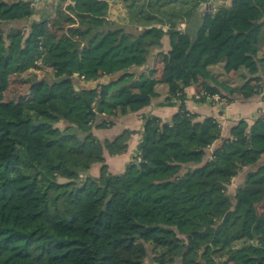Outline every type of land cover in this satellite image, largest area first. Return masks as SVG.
I'll return each mask as SVG.
<instances>
[{"label":"trees","instance_id":"1","mask_svg":"<svg viewBox=\"0 0 264 264\" xmlns=\"http://www.w3.org/2000/svg\"><path fill=\"white\" fill-rule=\"evenodd\" d=\"M113 1L55 0L37 20L31 0H0V264H264V113L224 138L185 105L192 85L199 101L264 95V0H233L260 20L247 29L233 8L201 12L208 0ZM118 2L132 31L111 21ZM165 35L170 49L143 68ZM43 68L53 77L36 78L33 105L6 99L12 76ZM161 85L180 110L146 117L137 155L111 173L104 153H124L134 131L93 129L142 110ZM57 101V116L43 111Z\"/></svg>","mask_w":264,"mask_h":264},{"label":"crops","instance_id":"2","mask_svg":"<svg viewBox=\"0 0 264 264\" xmlns=\"http://www.w3.org/2000/svg\"><path fill=\"white\" fill-rule=\"evenodd\" d=\"M113 1V0H111ZM55 5V0H51L45 5L40 6L36 9V14L34 19H40L45 14H50L53 12V7ZM204 7L210 6L211 9L209 12L214 13L215 10H218L219 7L233 8L237 19L234 24L235 27L240 28H249L253 25H256L260 20L255 16V14L248 9V6H235L233 0H208L202 4ZM205 7V8H206ZM115 5L112 6L111 10V21L115 26L118 27H132L126 24L123 19H113ZM201 11V7H200ZM237 11V12H236ZM248 12V14L244 13ZM252 12V13H251ZM248 18V19H247ZM250 26L244 27L248 25ZM119 24V25H117ZM238 24V25H237ZM187 23H181L180 28L185 30L187 29ZM133 28V27H132ZM170 49V38L168 35H165L162 39V48L156 50L153 56L149 59V62L143 68L148 66H153L155 64V56L160 52H167ZM264 50V48H263ZM227 76L233 80H237L238 74L236 71H231L227 73ZM260 77H264L260 74ZM105 81V77L101 78L99 82ZM198 85L189 86L186 89V108L197 115L198 120H202L208 116H214L222 126V135L223 137H228L230 135L231 128L236 125L240 120L245 119L249 123H253L262 113H264V95L256 94L249 98H243L237 96L231 102H228L226 98H221L226 101V104H220L215 98H208L206 101L198 100ZM167 90L166 87L161 85V94L153 98L151 103L144 107L142 110L134 113H129L119 117H112L115 124L107 128H94V134L101 140L105 139H114L116 136L124 132V130L129 129L134 131L128 141L127 150L118 155H111L107 151L104 153L105 163L108 165L109 171L113 174H121L126 170L127 165L133 160L137 155L139 143L142 138V132L145 125V118L148 116H158L163 120H170L179 110L180 103L174 105H167L166 102ZM221 140L216 141L211 148L207 151L208 157L214 152V150L221 145ZM264 157L262 158V160ZM261 160V162H262ZM102 167L101 163L94 164L91 169L86 173L92 176H99L100 169ZM154 264V263H151Z\"/></svg>","mask_w":264,"mask_h":264},{"label":"rangeland","instance_id":"3","mask_svg":"<svg viewBox=\"0 0 264 264\" xmlns=\"http://www.w3.org/2000/svg\"><path fill=\"white\" fill-rule=\"evenodd\" d=\"M116 1H118V0H116ZM114 5H115V8L113 9L114 10L113 19H116L117 17L119 19H123V16L125 15V12H126L125 6L119 2L114 4ZM205 7L203 5H201V12H205V11L209 12L210 11V9H211L210 6H208L206 8ZM38 8L39 7H36L35 9H38ZM216 11L217 10H215V12ZM244 13L248 14V12H244ZM118 18H117V20H119ZM249 23L250 22L248 21V25L244 26V27L250 26ZM117 25H119V24H117ZM132 30H133L132 27H125L126 32L132 31ZM44 77H53V71L51 69H48V68H43V69H36L35 71L28 72V73L24 74L23 76H17V75L12 76L11 81H10V87L6 92V99L7 100H16L22 107H28V106L33 105L31 102V99L35 95L36 90L40 86L39 82H37L35 80H36V78L42 79ZM103 92H104V90L101 89L100 93H101L102 98H103ZM42 109H43V111H46L53 116H57V113L60 111V104L58 101L57 102H51V103L47 104L46 106L42 107ZM208 155L206 156V158L208 157ZM262 164H264V159L262 160ZM252 169H253V167L243 169L239 173V175L233 179L232 183L230 184V186L228 188L230 194L234 193L235 188L244 179L246 174ZM60 181H65V179H60ZM260 209L262 210L261 205H260Z\"/></svg>","mask_w":264,"mask_h":264},{"label":"built area","instance_id":"4","mask_svg":"<svg viewBox=\"0 0 264 264\" xmlns=\"http://www.w3.org/2000/svg\"><path fill=\"white\" fill-rule=\"evenodd\" d=\"M51 0H31L32 2V6L33 7H40L42 5H45L46 3L50 2ZM262 88L264 89V82L262 83ZM210 98H215L217 101L220 102V104H226V101L224 99L221 98L220 95H215L213 97Z\"/></svg>","mask_w":264,"mask_h":264}]
</instances>
